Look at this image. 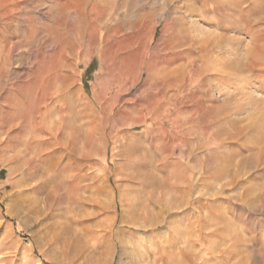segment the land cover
<instances>
[{"label":"rangeland","instance_id":"374dc122","mask_svg":"<svg viewBox=\"0 0 264 264\" xmlns=\"http://www.w3.org/2000/svg\"><path fill=\"white\" fill-rule=\"evenodd\" d=\"M0 264H264V0H0Z\"/></svg>","mask_w":264,"mask_h":264}]
</instances>
